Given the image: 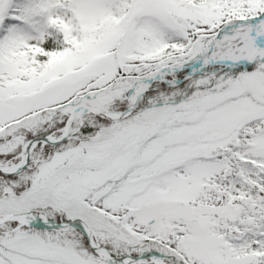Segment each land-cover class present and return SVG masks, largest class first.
<instances>
[{
	"label": "snow or ice",
	"instance_id": "obj_1",
	"mask_svg": "<svg viewBox=\"0 0 264 264\" xmlns=\"http://www.w3.org/2000/svg\"><path fill=\"white\" fill-rule=\"evenodd\" d=\"M0 264H264V0H0Z\"/></svg>",
	"mask_w": 264,
	"mask_h": 264
}]
</instances>
